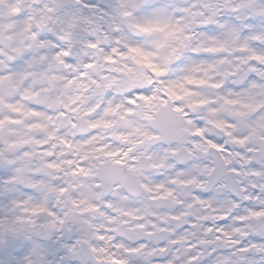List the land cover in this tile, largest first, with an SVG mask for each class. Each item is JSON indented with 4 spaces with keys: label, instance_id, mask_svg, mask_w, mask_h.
I'll return each mask as SVG.
<instances>
[{
    "label": "clouds",
    "instance_id": "1",
    "mask_svg": "<svg viewBox=\"0 0 264 264\" xmlns=\"http://www.w3.org/2000/svg\"><path fill=\"white\" fill-rule=\"evenodd\" d=\"M0 264H264V0H0Z\"/></svg>",
    "mask_w": 264,
    "mask_h": 264
}]
</instances>
